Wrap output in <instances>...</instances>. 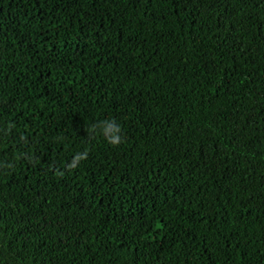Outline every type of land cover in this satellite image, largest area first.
<instances>
[{
  "label": "trees",
  "instance_id": "16d2710c",
  "mask_svg": "<svg viewBox=\"0 0 264 264\" xmlns=\"http://www.w3.org/2000/svg\"><path fill=\"white\" fill-rule=\"evenodd\" d=\"M0 264H264V0H0Z\"/></svg>",
  "mask_w": 264,
  "mask_h": 264
},
{
  "label": "clouds",
  "instance_id": "9594fccd",
  "mask_svg": "<svg viewBox=\"0 0 264 264\" xmlns=\"http://www.w3.org/2000/svg\"><path fill=\"white\" fill-rule=\"evenodd\" d=\"M93 133L102 136L104 142L113 148L119 147L123 142L122 126L115 119L100 122L93 127ZM82 159V156H77L73 166H76Z\"/></svg>",
  "mask_w": 264,
  "mask_h": 264
}]
</instances>
